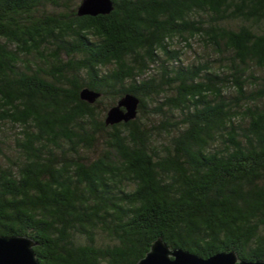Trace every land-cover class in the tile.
I'll list each match as a JSON object with an SVG mask.
<instances>
[{"label":"trees","instance_id":"1","mask_svg":"<svg viewBox=\"0 0 264 264\" xmlns=\"http://www.w3.org/2000/svg\"><path fill=\"white\" fill-rule=\"evenodd\" d=\"M81 1L0 0V236L40 264H136L158 237L264 261V0Z\"/></svg>","mask_w":264,"mask_h":264},{"label":"water","instance_id":"2","mask_svg":"<svg viewBox=\"0 0 264 264\" xmlns=\"http://www.w3.org/2000/svg\"><path fill=\"white\" fill-rule=\"evenodd\" d=\"M114 10L112 0H82L77 15L92 16L108 15ZM80 99L93 104L100 94L84 88L79 93ZM139 99L126 93L116 105L106 113V125L129 122L136 117ZM36 243L25 236H0V264H40L33 250ZM136 264H264V261L240 260L231 252H221L207 259L199 257L179 248H170L161 237L151 245L146 255Z\"/></svg>","mask_w":264,"mask_h":264},{"label":"rangeland","instance_id":"3","mask_svg":"<svg viewBox=\"0 0 264 264\" xmlns=\"http://www.w3.org/2000/svg\"><path fill=\"white\" fill-rule=\"evenodd\" d=\"M180 47V46H179ZM193 49H188V48H183V57L185 59L186 63H190L193 61V59L195 58V52H201L200 50V46L198 45L197 42H195V44L192 47ZM102 107V106H101ZM100 107V108H101Z\"/></svg>","mask_w":264,"mask_h":264}]
</instances>
